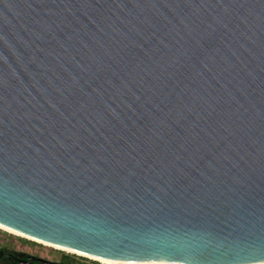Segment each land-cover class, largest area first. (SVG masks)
Segmentation results:
<instances>
[{"label":"water","instance_id":"95a60500","mask_svg":"<svg viewBox=\"0 0 264 264\" xmlns=\"http://www.w3.org/2000/svg\"><path fill=\"white\" fill-rule=\"evenodd\" d=\"M0 225L264 264V0H0Z\"/></svg>","mask_w":264,"mask_h":264},{"label":"rangeland","instance_id":"374dc122","mask_svg":"<svg viewBox=\"0 0 264 264\" xmlns=\"http://www.w3.org/2000/svg\"><path fill=\"white\" fill-rule=\"evenodd\" d=\"M1 245L5 246L7 249L10 250H17L28 254H38L50 261L57 260L59 258V255L61 254H66L72 260H75L82 264H101L95 260L83 256H79L74 253H69L60 249H55L49 246H45L35 241L33 242L26 241L23 239V237L10 234L2 229H0V246Z\"/></svg>","mask_w":264,"mask_h":264},{"label":"bare ground","instance_id":"6f19581e","mask_svg":"<svg viewBox=\"0 0 264 264\" xmlns=\"http://www.w3.org/2000/svg\"><path fill=\"white\" fill-rule=\"evenodd\" d=\"M0 229L10 233V234H14L16 236H20V237H23V238H26L28 240H32V241H35V242H38V243H41L45 246H49V247H52V248H55V249H60V250H63V251H66V252H69V253H74L76 255H79V256H83V257H86V258H89V259H92V260H95L101 264H149V263H142V262H135V261H117V260H108V259H103V258H100V257H95V256H92V255H89V254H85V253H82V252H79V251H76V250H73V249H69V248H66V247H62V246H59V245H54V244H50V243H47V242H44V241H40V240H37V239H34L32 237H29V236H26L22 233H19L15 230H12L10 228H7L5 226H2L0 225Z\"/></svg>","mask_w":264,"mask_h":264},{"label":"trees","instance_id":"16d2710c","mask_svg":"<svg viewBox=\"0 0 264 264\" xmlns=\"http://www.w3.org/2000/svg\"><path fill=\"white\" fill-rule=\"evenodd\" d=\"M23 239L26 240V241H29V242H33V241L27 240L25 238H23ZM0 252H2L4 254V256L0 255V260H3L6 263L11 262L12 264H14V263L18 262V260L16 259L17 257H21V258H25L26 257L25 256V254H26L25 252H20V251H17V250H10V249H7L5 246H2V245L0 246ZM59 258L64 260V261H70V262H75L77 264H82V263H78L75 260H72L66 254L59 255Z\"/></svg>","mask_w":264,"mask_h":264},{"label":"flooded vegetation","instance_id":"af4514ba","mask_svg":"<svg viewBox=\"0 0 264 264\" xmlns=\"http://www.w3.org/2000/svg\"><path fill=\"white\" fill-rule=\"evenodd\" d=\"M0 255L4 256V254L2 252H0ZM25 256H26L25 258H21V257H17L16 258L15 257L18 260V262L14 263V264H41L40 262L35 260V258H42V259L47 260L45 257L40 256L38 254H28V253H26ZM52 261H57V262L64 263V264H77L75 262L64 261V260H62L60 258H58L57 260H52ZM0 264H12V263L11 262L6 263L3 260H0Z\"/></svg>","mask_w":264,"mask_h":264}]
</instances>
